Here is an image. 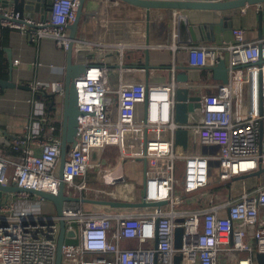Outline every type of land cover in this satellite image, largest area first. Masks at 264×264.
<instances>
[{
  "label": "built area",
  "instance_id": "built-area-1",
  "mask_svg": "<svg viewBox=\"0 0 264 264\" xmlns=\"http://www.w3.org/2000/svg\"><path fill=\"white\" fill-rule=\"evenodd\" d=\"M79 1L53 0L47 14L24 16L21 21L10 20L15 17L5 10L1 28L18 31L32 43L50 39L67 53V28L76 19ZM232 34V42L185 46L184 67L191 69L216 66L224 52L228 54V81L211 93L201 94L187 70L188 80L179 81L178 74L184 72L175 63L166 83L124 81L121 66L129 54L126 46L115 52L120 60L116 89L111 81L113 68L106 64L88 65L75 80L82 115L77 143L69 149L64 166L65 194L83 198L89 190V173L102 166L97 155L115 145L119 164L127 160L146 164L138 201L168 202L112 212H88L84 202H66V234L74 232V236L62 245L64 264H174L177 256L180 264H257L256 255L264 253V180L251 187L245 184L235 195H231L235 189H228L223 200L210 195L208 204L199 209H188L180 200L188 192L251 174L260 164L264 168V36L247 40L241 27L233 28ZM13 64L18 65L19 59ZM21 84L32 96L31 119L39 120L12 137L10 145L19 159L5 157L0 147V184L57 194L61 138L55 119L36 96L53 91L64 97V80L53 87L39 80ZM181 88L201 95V111L191 113L187 123L175 119L176 92ZM138 104L144 105L140 119ZM178 130L187 132L186 147L176 138ZM117 178L125 184L124 177ZM45 202L25 191L3 195L0 264H56L59 218L45 212ZM178 226L183 235L181 247L176 248Z\"/></svg>",
  "mask_w": 264,
  "mask_h": 264
},
{
  "label": "crops",
  "instance_id": "crops-1",
  "mask_svg": "<svg viewBox=\"0 0 264 264\" xmlns=\"http://www.w3.org/2000/svg\"><path fill=\"white\" fill-rule=\"evenodd\" d=\"M50 8L51 6L48 8L46 5L45 8L33 12L31 15H45ZM181 14L185 15L189 22L188 42H182L178 33L177 20ZM258 15L257 6H248L225 11L192 9L180 12L152 9L148 17L146 9L118 0H90L84 4L72 58L76 64L99 63L113 68L111 81L115 88L120 74V60L115 52L119 51L121 46H126L129 48V54L124 58L121 66L123 67V80L162 84L171 79L170 67L174 63L176 66H187L185 46L232 42V29L237 27L246 30L247 40L263 37L264 22L261 34ZM67 33L69 36V28H67ZM186 39L188 38L186 37ZM5 48L10 49L12 58L10 63L8 53L4 49L9 62L8 76L10 75V66H12V78L17 85L39 80L53 87L57 81L65 79L67 53L59 50L52 40L45 39L39 43H32L20 32L11 31L8 45ZM15 59H19L18 65L13 64ZM227 59L228 54L224 52L222 60L227 61ZM144 66L149 68L145 69ZM187 72L190 82L193 85L198 84L197 90L201 94L213 92L222 82L214 77V73L210 69L188 68ZM47 93L49 98H51V94H55L53 91ZM43 95L45 94H41V97ZM44 97L39 99L36 96V99L46 107ZM31 98L29 90L18 87L0 90V147L3 155L7 158L19 159V156L11 151L12 137L24 133L32 121L39 120V117L31 119V116L34 115L31 113L35 110ZM62 100L63 97L56 95L57 104L50 114L56 122L61 123V133L56 132L60 138L62 137ZM143 114L144 105L138 104L137 117L140 119ZM35 151L39 152L38 149ZM118 153V148L115 145H109L99 152L96 158L102 166L97 171L91 170L89 173L90 182L103 176L105 182L110 178L109 184H114L118 179L117 176L124 177L125 186H131L135 190V200H139L145 180L146 164L143 160L135 162L127 160L119 164L117 162ZM111 168L113 170L108 174L107 171ZM112 176H115V179ZM248 187H251L250 184ZM87 192L83 196L91 198ZM96 197L98 196H92V198ZM103 198L100 197V199ZM84 208L88 212H94L96 209H100L101 212H112L110 209L90 204H84ZM50 212V214L56 213L55 206ZM65 239L70 242V236L66 235Z\"/></svg>",
  "mask_w": 264,
  "mask_h": 264
},
{
  "label": "water",
  "instance_id": "water-1",
  "mask_svg": "<svg viewBox=\"0 0 264 264\" xmlns=\"http://www.w3.org/2000/svg\"><path fill=\"white\" fill-rule=\"evenodd\" d=\"M90 0H80L79 6L77 8V16L75 21L68 26L70 30L69 38L70 45L67 50V63H66V74L64 79V97L62 100V137H61V156H60V165H59V188L57 194H51L49 192H45L42 190H34V189H22L16 186H3L0 184V203L2 201V197L4 194L11 192H21L25 191L30 194L37 195L46 201H50L54 204L56 209V216L59 218L60 231L57 240V256H56V264H64L62 262V245L65 242V235L68 237L74 236V232H67L66 234V226L65 221L63 219V210L64 204L70 201H81L86 204H90L97 207L107 208L110 210H127V209H142V208H150V207H160L166 204L168 201H156V202H147L142 198L141 201H125V200H116V199H100V198H74L65 194L64 182H63V171L64 166L67 159V154L69 149L73 148L77 143V132H78V116L82 115V113L78 109V96L75 87V80L80 76L86 73L88 65L85 63H74L73 62V47L74 42L76 41V32L79 26V22L81 20V16L83 14V8L85 2ZM117 1V0H114ZM120 2H124L133 6L141 7L146 9L147 16L150 15V10L152 9H168L174 11L183 12L185 10H216V11H225L236 8H243L248 6H257V10L259 12V30L262 34L263 28V5L264 0H226V1H217V0H118ZM53 0H0V28H1V20L6 19L4 16L5 10H11L13 16L15 18L10 20H19L23 19L24 16H30L33 12L40 11L46 5L49 8L52 6ZM25 13H27L25 15ZM178 33L180 36V40L183 42H188L189 40V22L186 19V16L181 14L179 19L177 20ZM186 37L188 39H186ZM8 53V59L11 63V52L10 49L5 48ZM145 69H148V66H144ZM12 69L10 66V75L8 80L0 79V89H25L29 90L27 86L22 84H16L12 78ZM188 68L184 66H179V71L184 72ZM214 73V77L223 83L228 81V73L229 68L226 64L225 60H220L216 66L208 67ZM177 79L179 81H187L188 75L184 72V74H178ZM117 87H115L116 89ZM51 98L53 99L51 108L57 104L56 94H51ZM40 99L41 96L39 95ZM201 95L197 93L192 88H181L176 92V105H175V119L180 123H187L189 121V115L195 111H201ZM177 140L181 141L186 147L187 144V132L186 130H178L176 132ZM264 173V168L262 165H259V169L251 174L236 176L226 181H221L219 183H214L202 188H199L195 191L188 192L182 196H180V200H184L190 197L197 196L203 192L212 191L216 189H221L229 184L236 182L241 179H246L252 176H259ZM145 182V180H144ZM143 182V188H144ZM179 222L182 219L178 220ZM183 235V228L178 226L175 230V247H181ZM257 264H264V253H258L256 255ZM174 264H180V256L175 258Z\"/></svg>",
  "mask_w": 264,
  "mask_h": 264
},
{
  "label": "rangeland",
  "instance_id": "rangeland-1",
  "mask_svg": "<svg viewBox=\"0 0 264 264\" xmlns=\"http://www.w3.org/2000/svg\"><path fill=\"white\" fill-rule=\"evenodd\" d=\"M109 170H113L112 168ZM108 170V171H109ZM109 179H106V182L104 181V177L103 176H99L97 177L94 181L91 180V182L89 183V190H88V196H90L92 198V196L96 195L98 197L96 198H100V197H105V198H115V199H125V201H134L135 200V190L131 187V186H125L124 183H120L117 180L114 182V184H109ZM108 180V181H107ZM264 180V173L260 174L259 176H252L246 179H241L238 180L236 182H233L231 184H229L228 186L221 188L220 190H215L212 192H207L204 193L202 196L203 199L201 201H199L198 203H194L196 201V199H198L199 196H194V197H190L187 199H184L182 204L188 208V209H199L202 208L204 206H206L208 204V199L206 198L210 195L212 196H219L218 200H223L227 197V193L229 192L228 189L233 190L235 189V191H231V195H235L236 191L240 188H242V186H244L245 184H250V186H253L256 182L259 183V181H263ZM252 182H254L253 184H251ZM117 184V185H116ZM141 186V185H140ZM104 199V198H103ZM54 207L53 203L50 201H46L44 203V210L47 213H51L50 210L52 211V208Z\"/></svg>",
  "mask_w": 264,
  "mask_h": 264
},
{
  "label": "trees",
  "instance_id": "trees-1",
  "mask_svg": "<svg viewBox=\"0 0 264 264\" xmlns=\"http://www.w3.org/2000/svg\"><path fill=\"white\" fill-rule=\"evenodd\" d=\"M10 32H11V30L8 28H0V79H2V80H8V77H9L8 76L9 62L6 58L4 49L8 45V37H9ZM43 96H45L44 98H45V102H46V114H51L52 111L54 110V106L51 108L52 99L49 98V96H47V94H45ZM55 126H56V132L58 134L61 133V123L55 122ZM11 151L14 154L16 153L12 150V148H11ZM201 194H203V193H201Z\"/></svg>",
  "mask_w": 264,
  "mask_h": 264
},
{
  "label": "bare ground",
  "instance_id": "bare-ground-1",
  "mask_svg": "<svg viewBox=\"0 0 264 264\" xmlns=\"http://www.w3.org/2000/svg\"><path fill=\"white\" fill-rule=\"evenodd\" d=\"M121 166V165H120ZM116 172V171H115ZM109 174V173H108ZM113 177V179H115V176H112Z\"/></svg>",
  "mask_w": 264,
  "mask_h": 264
}]
</instances>
